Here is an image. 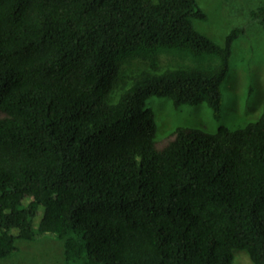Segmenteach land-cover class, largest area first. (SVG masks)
I'll return each instance as SVG.
<instances>
[{
  "label": "trees",
  "instance_id": "obj_1",
  "mask_svg": "<svg viewBox=\"0 0 264 264\" xmlns=\"http://www.w3.org/2000/svg\"><path fill=\"white\" fill-rule=\"evenodd\" d=\"M249 16L264 32V3ZM207 18L197 0H0V257L52 232L62 264H231L236 248L264 264V99L255 120L177 127L160 149L145 106L219 113L245 29L218 42L194 26ZM162 49L216 62L121 66Z\"/></svg>",
  "mask_w": 264,
  "mask_h": 264
},
{
  "label": "rangeland",
  "instance_id": "obj_2",
  "mask_svg": "<svg viewBox=\"0 0 264 264\" xmlns=\"http://www.w3.org/2000/svg\"><path fill=\"white\" fill-rule=\"evenodd\" d=\"M207 13L206 20H194L199 31L222 42L229 29L241 24L245 31L232 44L230 68L222 81L221 105L215 115L206 102L175 105L167 96H149L145 106L153 110L156 125L155 145L160 149L174 137L177 127H199L215 130L220 125L237 127L255 120L264 99V32L250 20L249 10L264 0H197ZM214 57H193L175 49L159 50L145 59L133 58L121 62L124 69L143 66L155 59L161 65L187 64L206 66ZM29 196L22 199L27 204ZM42 207V206H40ZM34 218L37 225L39 214ZM15 232V230H13ZM17 249L0 257V264H62L63 244L54 233L47 232L33 239L16 238ZM78 261L70 264H78ZM231 264H254L245 249H234Z\"/></svg>",
  "mask_w": 264,
  "mask_h": 264
}]
</instances>
